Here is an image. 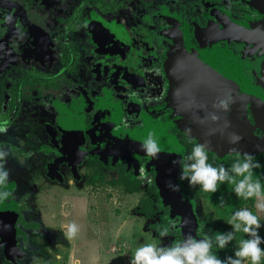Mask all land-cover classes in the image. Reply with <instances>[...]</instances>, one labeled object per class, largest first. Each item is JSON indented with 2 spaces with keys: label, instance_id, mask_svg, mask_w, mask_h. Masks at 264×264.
Listing matches in <instances>:
<instances>
[{
  "label": "flooded vegetation",
  "instance_id": "obj_1",
  "mask_svg": "<svg viewBox=\"0 0 264 264\" xmlns=\"http://www.w3.org/2000/svg\"><path fill=\"white\" fill-rule=\"evenodd\" d=\"M178 76L200 79L179 89L189 92L182 109ZM229 96V111H219L227 124L264 140V0H0V124L8 121L0 148L11 153L12 193L0 201V264H107L112 191L135 199L149 221L158 215L149 227L159 236L165 227L180 241L232 231L224 206L234 185L205 192L181 179L179 163L196 219L187 227L157 182L163 159L177 150L186 160L206 144L213 167L230 170L251 154L260 164L253 179L264 183V150L226 148L208 127L219 125L208 118L213 105ZM150 134L158 157L142 150ZM255 204L244 199L238 210L263 225ZM73 222L80 230L68 240ZM235 236L215 254L234 256L246 234Z\"/></svg>",
  "mask_w": 264,
  "mask_h": 264
},
{
  "label": "clouds",
  "instance_id": "obj_2",
  "mask_svg": "<svg viewBox=\"0 0 264 264\" xmlns=\"http://www.w3.org/2000/svg\"><path fill=\"white\" fill-rule=\"evenodd\" d=\"M232 103L231 96L226 99H220L213 105L218 111H229ZM212 121H217L219 117L215 112L210 113ZM8 121L0 124V133H7ZM242 139L236 134L230 137V143H238ZM142 150L148 156L158 157L160 152L159 145L150 134L141 145ZM206 144H195L190 155L186 160L179 163L182 167L181 179H187L190 185H200L205 192L219 190V185L229 183L234 185V191L238 197L245 200L255 199L257 212L264 213V183L259 179L254 180V169L260 167L258 162H254L251 154H245L243 159L237 158V161L226 169L223 165L213 167L209 164ZM10 151L0 148V201L7 200L12 193L4 190L10 180V172L6 168V160ZM176 163V162H174ZM145 175L141 169V176ZM241 177V179H237ZM228 223L232 226V231L227 233H217L215 237L205 236L203 239H196L187 236L184 240L175 242L169 246L161 247L155 243H144L139 246L130 264H261L264 259V237L259 235V229L264 227L260 222V217L254 215L248 208L238 210L232 215ZM173 227L175 225L173 224ZM79 226L73 222L67 225L64 235L68 240H72L79 232ZM243 232L249 238L238 241V247L234 256L226 259H220L213 251L215 246L224 249L235 238L236 233ZM161 237L169 234L167 227L159 232Z\"/></svg>",
  "mask_w": 264,
  "mask_h": 264
},
{
  "label": "water",
  "instance_id": "obj_3",
  "mask_svg": "<svg viewBox=\"0 0 264 264\" xmlns=\"http://www.w3.org/2000/svg\"><path fill=\"white\" fill-rule=\"evenodd\" d=\"M188 80L189 84L192 87H197L199 84V78L196 77H183L178 76L176 81V88L174 91V98L175 102L177 104V107L179 109L185 108V102L183 98H185L189 92L181 91L180 88L183 87L184 82ZM190 97V96H189ZM182 99V100H181ZM213 112L216 113V115L219 117V125H210L208 126L211 131L212 129L218 128L220 130V141L225 142V145L228 148V145L230 147L234 146V148H241L244 150H264V140L257 139L250 127L246 125H241L239 123H234V121H230V123L227 124L225 120V117L222 115V113L213 108ZM216 122V121H214ZM193 130L197 131L200 129V126H198L197 122H194L191 127ZM210 132V131H209ZM208 132V133H209ZM197 133V132H195ZM232 134H236L242 139L239 140L238 143H229L230 137ZM208 138V144L213 147L212 145H215L217 143L212 138V134L205 135ZM181 153V151H180ZM181 154L178 153V151H175V154L170 157L169 161L168 159H163L162 164L159 165V176L157 178V182L160 185L161 194L165 200L166 205L171 206L172 208V215L173 217L179 216L182 218L181 224L184 226L191 227L193 224H196L195 215L192 210L191 203L187 201V199L181 194L180 192V186L178 182V177L180 176L179 173V161L178 156ZM176 162V163H174ZM190 234L185 235L184 239L189 236Z\"/></svg>",
  "mask_w": 264,
  "mask_h": 264
},
{
  "label": "rangeland",
  "instance_id": "obj_4",
  "mask_svg": "<svg viewBox=\"0 0 264 264\" xmlns=\"http://www.w3.org/2000/svg\"><path fill=\"white\" fill-rule=\"evenodd\" d=\"M107 198L109 204L106 214L109 230L107 264H130L135 250L144 243L166 247L180 241L179 237H175L178 233L161 237L157 231L152 230L149 224L156 221L158 215L152 221L146 219L138 213L137 201L131 196L125 198L120 191H112ZM260 214L264 225V213Z\"/></svg>",
  "mask_w": 264,
  "mask_h": 264
},
{
  "label": "trees",
  "instance_id": "obj_5",
  "mask_svg": "<svg viewBox=\"0 0 264 264\" xmlns=\"http://www.w3.org/2000/svg\"><path fill=\"white\" fill-rule=\"evenodd\" d=\"M232 200H233L232 203H230L228 206H224L226 208L227 213L230 214V215H234V213L236 211H238L239 206L242 204V201L244 199L241 198V197H238L237 195H235L232 198ZM141 211H144L147 214H151V207L148 204H144L143 207L141 208ZM247 238H249V237L246 235V236H243L241 238H238V241L241 240V239H247ZM261 247L264 248V244H262ZM216 255L220 259H226L227 257L231 256V254L228 255V253H227V255L224 254V253L223 254H216ZM248 264H250V262H248ZM261 264H264V259H262Z\"/></svg>",
  "mask_w": 264,
  "mask_h": 264
}]
</instances>
